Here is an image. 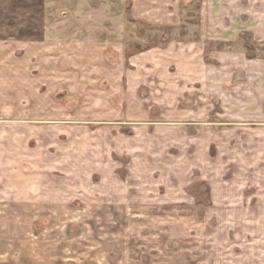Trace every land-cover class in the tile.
Here are the masks:
<instances>
[{"label":"rangeland","instance_id":"374dc122","mask_svg":"<svg viewBox=\"0 0 264 264\" xmlns=\"http://www.w3.org/2000/svg\"><path fill=\"white\" fill-rule=\"evenodd\" d=\"M43 1L0 53V264H264V31L225 42L264 0Z\"/></svg>","mask_w":264,"mask_h":264},{"label":"crops","instance_id":"0c3cea01","mask_svg":"<svg viewBox=\"0 0 264 264\" xmlns=\"http://www.w3.org/2000/svg\"><path fill=\"white\" fill-rule=\"evenodd\" d=\"M43 2V0H0V53L8 55L13 48L23 50L24 55L27 54L28 49H35L38 53L42 52L39 49L43 48L44 35L46 37ZM236 13L240 14L237 10ZM243 18L242 24L235 23L227 26L228 32L237 33L228 34L230 38L225 40L228 44L237 42L246 32H254L256 35V33L264 31L263 22L257 24L246 23V18ZM241 33L244 34L241 35ZM256 37L259 38L256 40L260 41L262 36L256 35ZM18 49L13 51L14 55ZM240 56L245 62L244 66L246 62H251V60H248L246 53H241ZM254 62L251 63L255 64L256 62ZM258 80V88L261 89L264 87V71L260 74Z\"/></svg>","mask_w":264,"mask_h":264}]
</instances>
